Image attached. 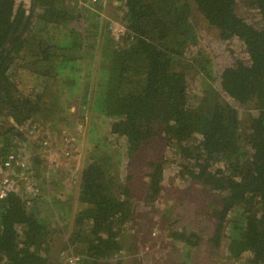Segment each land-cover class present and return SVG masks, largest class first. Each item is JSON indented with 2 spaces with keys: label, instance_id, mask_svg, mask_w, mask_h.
Returning a JSON list of instances; mask_svg holds the SVG:
<instances>
[{
  "label": "trees",
  "instance_id": "trees-1",
  "mask_svg": "<svg viewBox=\"0 0 264 264\" xmlns=\"http://www.w3.org/2000/svg\"><path fill=\"white\" fill-rule=\"evenodd\" d=\"M119 1L0 0V145L5 155L26 142L37 188L0 199V264H60L53 253L141 264L151 235L136 203H157L169 176L213 197L199 220L212 263L224 247L236 264H264V0ZM75 118L87 155L79 172L69 165L78 188H65L39 157L42 139L13 123L52 137L76 135ZM174 202L164 233L196 248L194 229L173 227Z\"/></svg>",
  "mask_w": 264,
  "mask_h": 264
},
{
  "label": "rangeland",
  "instance_id": "rangeland-1",
  "mask_svg": "<svg viewBox=\"0 0 264 264\" xmlns=\"http://www.w3.org/2000/svg\"><path fill=\"white\" fill-rule=\"evenodd\" d=\"M243 113L245 112L243 111ZM241 119L243 122H245V115H243ZM83 120L85 121V119ZM72 124L73 127L71 126V128L76 129V142H73L71 145L69 144L67 146H61V144L59 143V141L61 140V136L59 133L58 136H56L55 145L60 149V154H62V156L58 158H51L45 154L41 155V159L45 160L44 163L47 165L48 170L50 164L52 165V162H55L56 164L52 166L56 167L57 169H61L60 174L56 176L58 177L57 181L60 180V177L62 178L63 176L69 175V173L71 175L73 174V168L69 166L71 161L73 162V164H75L76 172H79L80 168L85 164V156L87 155L85 149L88 146L89 137L85 133V127L82 121H78L77 118H75ZM78 129L80 130V132L77 131ZM62 130L63 129H60V132ZM142 159L145 160V154L139 157V161H141ZM168 172L173 173V171L171 170H168ZM77 178V175L73 176V179ZM72 184L73 186L78 188L79 179L75 180V182ZM199 191L200 185H195L193 183L181 184L175 181L171 182V178L169 176L161 195L157 198V203H149V205L146 203L143 204L144 201L136 203V210L138 212V215L135 221H138L139 227L142 231L145 228L146 233L151 235L142 249L139 250V263L181 264L180 262H178L177 256L179 255L180 258L184 259L185 256L182 257L181 255H183L185 253V250H187V252L190 251L191 259L189 260V254L187 256L185 264H236L230 253L228 251H225L224 247L221 249L220 253L217 254L219 258L213 259L216 261L212 263V260L208 259V253L206 252L207 247L205 246L207 242V237L205 236L207 235L204 234L203 230L207 227V224L209 222L203 219V221L205 222L200 225L199 220L202 219L200 214L204 212L205 209H207V207L209 206V202L213 199V197L208 196L207 192L204 193L203 191H201V193ZM198 194L202 195L199 196ZM172 200L175 201L174 204L178 206L182 217V220H176V224L173 225V227L175 229V227L177 226H186L187 230L194 229V232H196L197 236L201 238L200 244L196 248L190 249L184 242L181 241H169L167 234L164 233L163 227L165 226L162 216H165L168 222H171L172 218H174L175 220V215L173 213H165V210L167 209V203H170V201ZM158 227L160 228V230ZM164 234L168 239L166 241L163 240ZM158 235H160L159 238H157ZM222 253L224 254L223 257H221ZM63 254L64 253H60L58 257H56L55 255L57 254L54 253L52 255L54 256V258H56V261L60 262L61 264L63 263V260H65V257L63 258ZM244 255L246 257L249 256L248 253H245ZM238 262L240 263L237 264H247L245 258L242 257L239 258Z\"/></svg>",
  "mask_w": 264,
  "mask_h": 264
},
{
  "label": "built area",
  "instance_id": "built-area-1",
  "mask_svg": "<svg viewBox=\"0 0 264 264\" xmlns=\"http://www.w3.org/2000/svg\"><path fill=\"white\" fill-rule=\"evenodd\" d=\"M95 1V0H91ZM123 28L118 25L112 26V32L117 34L122 33ZM10 119L8 117L6 122L4 123L6 126L8 125L7 120ZM17 129L20 131H24L25 136L29 140H32L34 137L42 139L41 143L45 146L42 149L43 154L48 157L53 158L57 154L56 149L60 153V149L55 145V139L58 134L54 136H50L40 130L37 124H29V121L23 122V124H18L16 121L13 123ZM50 136V137H49ZM61 140L59 143L61 146L71 145L76 140V135L67 130H62L60 132ZM26 143L23 139H18L14 142V150L8 151L5 155L2 153V146L0 145V199L4 198L9 191H16L22 194V192H27L28 195L34 194L37 192V188L33 185V182L30 180V169L29 161L30 154H23ZM39 153V151H38ZM65 264H82L76 257H68L65 259Z\"/></svg>",
  "mask_w": 264,
  "mask_h": 264
},
{
  "label": "crops",
  "instance_id": "crops-1",
  "mask_svg": "<svg viewBox=\"0 0 264 264\" xmlns=\"http://www.w3.org/2000/svg\"><path fill=\"white\" fill-rule=\"evenodd\" d=\"M112 1V4L114 5V8H116V7H119V5H121V3H119V2H121V1H119V0H111ZM107 2V1H106ZM109 6V4L108 5H106V6H103V8L104 7H106V12H104V14H103V16L104 17H108L109 15H108V13H112V8H109L108 7ZM117 17L118 18H120L121 17V15H122V10L121 11H118L117 12ZM114 23V24H113ZM111 24H113V26L115 25V24H117V25H120L117 21H112V23ZM46 134H50V132L47 130V133ZM40 156V158H41V155H42V153H38ZM33 155H35V154H33ZM37 155V154H36ZM60 156H62V154H60V153H57L55 156H53V157H55V158H58V157H60ZM52 165H56L55 164V162H52ZM52 172V171H51ZM60 174V173H59ZM58 174H55V173H53L52 172V175H51V178L53 179V180H55L56 182H58L57 180V178L58 177H56ZM68 175H66L65 176V178H62V181H61V183H59L58 184V186H61L62 185V187H64L65 186V188L66 187H72V182L71 181H69V180H67L66 179V177H67ZM60 179H61V177H60ZM62 187H61V189H60V193H63V192H67L66 190H64V189H62ZM54 188V185H52V186H50V187H46V189H53ZM64 194V200H66V199H68V197L70 198L71 196H73L74 194H75V190H71V195H68V194H65V193H63Z\"/></svg>",
  "mask_w": 264,
  "mask_h": 264
},
{
  "label": "water",
  "instance_id": "water-1",
  "mask_svg": "<svg viewBox=\"0 0 264 264\" xmlns=\"http://www.w3.org/2000/svg\"><path fill=\"white\" fill-rule=\"evenodd\" d=\"M119 3H121V2H119ZM73 109H74V107H73ZM77 131H78V132H80V130H79V129H78ZM33 196H34L33 194H31V195H30V197H33Z\"/></svg>",
  "mask_w": 264,
  "mask_h": 264
},
{
  "label": "flooded vegetation",
  "instance_id": "flooded-vegetation-1",
  "mask_svg": "<svg viewBox=\"0 0 264 264\" xmlns=\"http://www.w3.org/2000/svg\"><path fill=\"white\" fill-rule=\"evenodd\" d=\"M181 242H183V241H181Z\"/></svg>",
  "mask_w": 264,
  "mask_h": 264
}]
</instances>
